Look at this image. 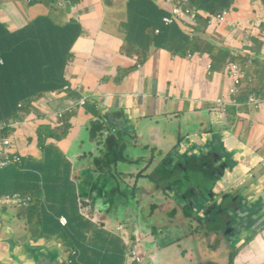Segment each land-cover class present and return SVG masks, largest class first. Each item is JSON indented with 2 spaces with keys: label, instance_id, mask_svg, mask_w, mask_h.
<instances>
[{
  "label": "crops",
  "instance_id": "0c3cea01",
  "mask_svg": "<svg viewBox=\"0 0 264 264\" xmlns=\"http://www.w3.org/2000/svg\"><path fill=\"white\" fill-rule=\"evenodd\" d=\"M188 1L196 8L227 11V22L219 24L217 19L209 26L203 11L201 25L165 26L161 22L170 6L164 0L161 5L158 0H0V120L13 125L4 134L12 141L14 154L21 157L20 162L0 168V197L34 196L25 207L0 205V264H65L70 248L79 250V264H126L129 243L144 236L142 220L126 223L121 218L111 221L82 215L76 170L85 172L89 159L95 157L106 176L114 172L121 177L117 165L128 154L139 182L157 187L174 168L160 153H174L179 145L214 130L221 132L225 147L202 137L197 146L202 157L189 174L213 176L215 168L205 165L209 151L215 157L229 153L240 161L235 174L228 171L224 180L231 187L243 186L237 192L245 198L246 209L240 214L244 219L234 224L223 217L221 224L242 234L250 228L248 219L256 218L258 226L250 228L255 230L247 238L240 233L234 237L230 231L229 235L239 239V251L249 247L236 257L237 264H264V104L261 109L246 105L252 94L264 100V0ZM22 3L29 8L21 13L12 9ZM89 18L99 24L91 28L85 24ZM237 26L255 35L248 46L247 30L241 33ZM192 31L199 38H192L187 47L180 34L190 36ZM190 49L195 59L189 57ZM253 59L257 61L251 68ZM232 63L246 67L251 81H244L249 89L242 85L238 96L243 106H229L223 113L216 102L230 99L233 82L226 71ZM58 77L69 91L58 88ZM55 90L62 94L56 100L50 95ZM82 91L92 102L66 113L68 127L45 120L70 101L78 103ZM120 147L119 157L115 150ZM188 149L184 145L181 151ZM141 153H148L151 162L143 163ZM174 158L183 159L180 153ZM222 188L220 184L218 189ZM13 207L25 209L20 212ZM205 207L202 200L192 202V231L184 229L170 238L167 246L172 248L165 254L152 246L144 264H200V246L203 257L213 264L209 240L199 237L201 227L215 229L213 223L202 222L209 210ZM172 213H178L173 228L182 229V211L174 208ZM61 215L68 218L67 225L60 223ZM213 231L228 237L223 230ZM160 233L163 230L158 229ZM30 235H38L39 241H26ZM229 244L223 238L219 253L226 250L228 257ZM141 253L145 259L142 249Z\"/></svg>",
  "mask_w": 264,
  "mask_h": 264
},
{
  "label": "rangeland",
  "instance_id": "374dc122",
  "mask_svg": "<svg viewBox=\"0 0 264 264\" xmlns=\"http://www.w3.org/2000/svg\"><path fill=\"white\" fill-rule=\"evenodd\" d=\"M159 4H164L163 0H158ZM160 4V5H161ZM29 8L26 4L22 3L21 5H17L13 7L12 9L15 10L16 12H22L25 8ZM202 10L200 9V13L202 14ZM201 14L198 15L197 20L194 22L196 25H201ZM207 15V13H206ZM218 15V14H217ZM216 15V16H217ZM208 16V15H207ZM27 22L28 18L25 17ZM8 18L6 17L2 24L6 27V24ZM31 20V19H29ZM216 20V19H215ZM86 25L90 26L91 28L95 25L99 24V21L96 18H89L86 23ZM213 19L212 17L208 16L207 18V25L212 26ZM235 29H240L241 33L247 30V34L245 36V45L251 44V37H255V35H252V31L249 28H243L240 26L235 27ZM158 34V33H157ZM199 37V34H196L195 32L190 33V38L192 40L197 39L196 37ZM211 41H208L210 43ZM191 51V58L195 59V51L190 49ZM257 59L250 60V67H253V64L255 66ZM248 76L246 78H242V85L245 86L247 89H249V85H245L244 81L247 80ZM255 84V80L254 83ZM50 95L56 100L62 96V94L55 90L50 92ZM45 97V96H43ZM33 106H36L35 102H32ZM22 107V104L21 106ZM37 112H40V110L36 109ZM75 113V112H74ZM74 113L70 114L73 115ZM65 119H66V127H68V114H65ZM83 139H86V137H83ZM117 155L120 157L123 148L120 147L117 150H115ZM124 153H129V150H125ZM173 153V152H172ZM149 154L148 153H141L139 156L140 159H142L143 163H146V160L148 158ZM98 157H104V156H98ZM112 155L109 154L107 158H111ZM91 164V162H90ZM187 165L190 167L192 166V160H188ZM117 169L122 170V178H119L117 175H114V172H112L111 176L108 177L106 176V172H101L98 169L95 168L94 165L89 167V172H81V170H76V179L78 182L81 184V182L85 181L88 176H92L93 179L97 180L96 183V189L94 191H91L89 193H80V197L82 199V207L84 210L89 212V214L93 217L97 214L96 208L100 205L101 202H105L108 206H106L107 211L110 210L109 203L111 206L110 213L114 214L117 210L119 211L118 214L115 215V218H121L124 222H136L138 219V222L140 223V218L139 216L142 217V221L140 223V231L144 235L141 240L142 244V251L145 253L146 257L144 261L141 264H144L148 261V256H149V250H152L151 247L155 246L159 249L161 254H165L172 246H167V242L170 240V238L175 237L178 235V233H184V229H188L189 231L191 230L192 225H190L189 219H191L192 222H194L195 218H189L188 215L184 212L187 208V206L181 205L184 203L186 200V197L179 198L177 196L173 195V192L170 193L169 190H165V184L171 183L172 181L178 179L181 175L179 170H176L174 173L170 175L168 178L165 180L161 181L157 187L150 183H142V182H136L132 179L130 176L129 170L127 168V164L124 161H120L119 164L117 165ZM172 169H170L171 171ZM105 179V181H104ZM118 180V181H117ZM99 184H100V190L103 191V194L107 199L103 198L100 199L99 196ZM122 184V185H120ZM81 186V185H80ZM217 187H215V191H217ZM92 196L94 197V201L92 202ZM204 203L211 202L212 197L205 196L204 197ZM218 200V197L216 196V199L211 203H215ZM181 204H179V203ZM119 205L118 204H121ZM192 202L190 201V204ZM124 205V206H123ZM174 208L178 211H182V229L178 228L175 230L173 227L175 226V221L174 219L178 216V213H172ZM16 211V209H19L20 212L23 211L25 208H10ZM217 210L211 212V210H208V212L204 213V219L202 222L212 224V217L215 215ZM12 215V213H10ZM18 215V213L16 214ZM106 215L105 211H101V215L98 217L103 218V216ZM173 217V218H172ZM172 219V221H171ZM196 221H200V218H198ZM198 223H193L194 227ZM167 226V228H166ZM201 226V225H200ZM158 229L163 230V233L158 234ZM25 233V232H24ZM226 233H228V229H226ZM3 234V233H1ZM28 234V233H25ZM149 234V236L147 235ZM200 238H206L209 240L210 245L213 250V258L211 262L213 264H228V261L230 264H237L235 259L237 256H241L244 252H246L249 247L246 245L242 250L239 251L237 248V244L239 242V239H234L232 236L228 235V237L223 236V234L216 235L214 231H209L206 228L201 227V233L199 235ZM223 238H228L230 241V244L228 245L229 249V255L227 257L226 250L224 253H219L218 249L220 247V241ZM39 241L38 235H30L27 237L26 241ZM242 241V240H240ZM6 242V246L9 247L10 243ZM42 244V243H41ZM200 250V260H203L200 262V264H209L208 259L203 257L204 253H201L202 247H198ZM170 255V254H169ZM171 256V255H170ZM173 262V261H172ZM62 264H64L62 262Z\"/></svg>",
  "mask_w": 264,
  "mask_h": 264
},
{
  "label": "water",
  "instance_id": "95a60500",
  "mask_svg": "<svg viewBox=\"0 0 264 264\" xmlns=\"http://www.w3.org/2000/svg\"><path fill=\"white\" fill-rule=\"evenodd\" d=\"M202 137H205L206 140L214 139V146L220 147V145H222L223 147H225L224 146L225 140L222 138L221 132L219 130H214L207 135H203V136L197 135L195 138H193L191 143L186 142L184 144L179 145L176 151H174V153H170V154L160 153V158L164 160H169L172 163V166H174V168H172L171 171L169 170L170 175L175 174L174 172L176 170H179L182 175L178 179L172 181L171 183L165 184L164 188L165 190H169L170 193L173 192L174 196H177L182 199L186 197V200L184 201L183 204L179 202L178 203L187 206L188 211H189L188 206L190 205V201L191 202H197L198 200L205 201L204 200L205 196L212 197L211 202L207 201V203L205 204L208 207L210 208L214 207L217 210L215 215L218 220L216 222H213L212 227L215 228L213 230L220 229L226 232V230L223 228L221 224L223 222L222 218L224 217V219L228 222L230 220L231 222H234L232 217L237 214H242L244 209H246V203L244 200L245 198L243 199L245 205H243L242 202H240L241 194L238 193L237 195H235L234 193L235 187H231L229 185V181L224 180L227 172L230 171L231 175L235 174L238 167L241 166V163L238 159H236L232 154L229 153H224L219 157H215L213 156V151H209L207 153V151L204 149L203 146L204 143H201L200 147L203 146L202 147L203 150L208 155V158L205 160V165L207 167L212 166L215 168L214 170H212L213 176L205 179L204 177H199V176L194 177L192 174H189V172L197 166L199 159H201L202 157V155L198 152V148H197L198 141H200ZM184 145H187L191 149L181 151ZM195 145L197 148L196 150H194ZM177 153H180V155L183 157L181 161L175 160L174 155ZM219 158H220V162H217ZM190 159L192 160L191 167L187 165L188 160ZM93 162L95 168L99 170L100 167L99 163L95 159L93 160ZM125 163L127 164V168L129 170L130 176L134 180L136 177V173L134 169L135 162L133 158L129 156L125 160ZM220 179H222L223 188L221 189L220 193L216 195V193H214V189L216 186L220 185ZM209 182H212L213 184L209 186ZM83 183L86 185L89 192L94 191L96 189L97 180L93 179L92 176H88L87 179L83 181ZM226 190L227 192L224 195H222V192ZM99 194H100L99 196L100 199L103 198L107 199V197L104 196L103 191L100 190V184H99ZM216 196L217 197L221 196V197L215 203L211 204L216 199ZM93 201H94V197L92 196V202ZM107 201L109 202L108 199ZM119 205H122V203L118 204V206ZM106 206L108 205L104 201L100 203V205L96 208L98 216L101 215V211L106 212V215L103 216V218L105 219L114 218L115 215L119 213V211L117 210L114 214H111L110 203H109V207H110L109 211H107ZM208 207H205V209H209ZM185 213L187 214V212ZM219 220H220V224H219Z\"/></svg>",
  "mask_w": 264,
  "mask_h": 264
},
{
  "label": "built area",
  "instance_id": "2783aa9c",
  "mask_svg": "<svg viewBox=\"0 0 264 264\" xmlns=\"http://www.w3.org/2000/svg\"><path fill=\"white\" fill-rule=\"evenodd\" d=\"M165 3L170 6L169 13L163 17L162 23L165 26H171L176 22L186 23L190 22L194 24L197 20L198 15H200V9L189 4L188 0H164ZM227 11H223L213 18V21L216 19L219 20V24L227 22ZM195 25V24H194ZM156 33H160V30L156 29ZM248 46V45H247ZM191 58V54H189ZM244 66L232 63L227 68V76L232 80V84L229 88L230 99L226 100L225 97L219 98L217 100V105L223 113H227L228 107L233 106L235 108H240L243 105L238 101V96L242 89V78H246ZM251 81V78H248ZM64 91H69V87L65 86ZM88 102H92L90 96L81 95V100L79 106H84ZM264 104V100H260L255 96V94L250 95L249 100L246 105L251 106L255 109H261ZM76 105L70 101L69 106L65 109L54 111L47 116L45 120L50 119L56 124V127L63 128L66 125L65 114L74 111ZM8 139L2 140L0 133V168L12 163L14 161L20 162L21 157L13 153ZM34 201V196L32 194L24 195L22 193H10L0 197V205L2 206H17L25 207L30 205ZM142 244L140 239L137 238L134 241H131L129 244L126 258L127 264H137L141 263L144 260V255L141 253ZM74 258H67L66 264H73Z\"/></svg>",
  "mask_w": 264,
  "mask_h": 264
},
{
  "label": "clouds",
  "instance_id": "9594fccd",
  "mask_svg": "<svg viewBox=\"0 0 264 264\" xmlns=\"http://www.w3.org/2000/svg\"><path fill=\"white\" fill-rule=\"evenodd\" d=\"M63 90H64V87H63ZM81 95H87V96H89V94H87L86 92H84V91H82V92H80V100H81ZM92 99V98H91ZM80 100H79V102L78 103H74L73 101V103L76 105L74 108L76 109L77 107H80L79 106V104H80ZM70 103V102H69ZM88 103H90V102H88ZM86 105V104H85ZM84 105V106H85ZM82 107V106H81ZM8 127H13V125L12 124H7V123H5V122H3V121H1L0 120V133H1V138H2V140H4V139H8L7 137H5V134H4V130H6ZM9 141H10V145H11V149H12V151H13V148H14V145H13V143H12V141L10 140V139H8ZM13 153H14V151H13ZM20 156V155H19ZM129 156H128V154L123 158V161L125 162V160L128 158ZM96 160L98 163H99V165L101 164V162H100V160L98 159V158H95V157H91L90 159H89V163L91 162V164H89V166L86 168V170H85V172L87 173V172H89V167H91L92 165H94V162H93V160ZM14 162H17V161H14ZM217 162H220V158H219V160H217ZM13 163V162H12ZM8 165V164H7ZM6 166V165H5ZM4 167V166H3ZM2 168V167H1ZM99 171H101V172H104V169H103V167H99ZM119 178H121L122 180H123V178H122V176L121 177H119ZM134 181H136V182H138L139 183V180H138V178H135L134 179ZM220 184H222V179H220ZM81 186H80V190H81V192L82 193H89L90 194V192H89V190L87 189V187H86V185L83 183V182H81V184H80ZM243 188V187H242ZM241 188V186H239V187H236L235 189H234V193H235V195H237L238 194V192L237 191H239L238 189H242ZM220 191H221V189H218V187H217V191H215L214 190V193H216V195H218L219 193H220ZM224 192V191H223ZM222 192V193H223ZM221 196H219V198H220ZM77 201H78V206H79V209H80V212H81V214L82 215H84V216H86V217H88L89 216V212H87L86 210H84L83 209V207H82V199H81V197H80V195L78 194L77 195ZM243 201V198H241L240 197V202H242ZM192 204V203H191ZM190 204V205H191ZM208 208H210V207H208ZM215 209V208H214ZM216 210V209H215ZM187 215H188V217H190V212H187ZM237 215H240V214H237ZM198 216H200V215H198ZM99 216H98V214H96L95 215V218L96 219H98V220H107V219H105V218H98ZM114 220V218H111V221H113ZM59 221H60V223L62 224V225H67L68 224V218L65 216V215H61L60 217H59ZM218 230H220V229H218ZM221 231V230H220ZM222 232V231H221ZM225 233V232H224ZM228 235H229V231H228ZM137 239V238H136ZM132 241V240H131ZM140 242H141V240H140ZM131 243V242H130ZM129 243V244H130ZM128 250V249H127ZM74 258V263L73 264H79V262H78V259H79V257H80V253H79V250L78 249H76V248H70L69 249V252L67 253V257H66V259L67 258ZM143 262V261H142ZM141 262V263H142ZM65 264H66V260H65ZM126 264H127V262H126ZM137 264H140V263H137Z\"/></svg>",
  "mask_w": 264,
  "mask_h": 264
},
{
  "label": "flooded vegetation",
  "instance_id": "af4514ba",
  "mask_svg": "<svg viewBox=\"0 0 264 264\" xmlns=\"http://www.w3.org/2000/svg\"><path fill=\"white\" fill-rule=\"evenodd\" d=\"M243 186H241V188H242ZM238 190H240V189H238ZM227 192V190L226 191H224L223 193H222V195H224L225 193ZM218 199H219V197H218ZM214 210L215 211V209H214V207H211V208H209V210ZM213 222H216L218 219L216 218V215H214L213 217ZM232 219L234 220V222H231V220L229 221V223H234V224H236L237 222H238V224L239 223H241V222H243V219H244V217L243 216H241V215H235V216H233L232 217ZM248 222H249V225H250V228H256L257 226H258V223L256 222V218H249L248 219ZM247 229L244 233H242L241 234V232L240 231H238V228H235V229H229L228 231H230L231 232V234L233 233V236L234 237H238L240 234H241V236H242V238H247L255 229H253L251 232H250V230L251 229ZM248 232H250V233H248ZM223 233V232H222ZM237 233H240V234H237Z\"/></svg>",
  "mask_w": 264,
  "mask_h": 264
},
{
  "label": "trees",
  "instance_id": "16d2710c",
  "mask_svg": "<svg viewBox=\"0 0 264 264\" xmlns=\"http://www.w3.org/2000/svg\"><path fill=\"white\" fill-rule=\"evenodd\" d=\"M199 9H201L202 11H205V13H207V15H208L209 17H210V16H213V15H215V14H219V13L221 12V11L217 12V11H218V8H205V7H203V6H200ZM154 23L157 24V25H159V24H160V20H155ZM177 23H179V22H176V23H174V24H177ZM161 24H162V22H161ZM174 24H173V25H174ZM179 24H180V23H179ZM180 35H181L183 41L187 44V47H188V46H189V42H190V40H191L190 36H184L183 34H180ZM196 38L198 39L199 37L197 36ZM56 81H57L58 83H61V86H59L58 88H62L63 85H64L63 80L60 79V78L58 77ZM230 120H231V119H230ZM151 160H152V157H148L147 160H146V163H150ZM133 171H134V170H133ZM135 173H136V171H135ZM133 175H134V173H133ZM135 178H138V174H137V173H136V177H135ZM188 209H189V211H188L187 208H186L185 212H190V213H191L189 206H188ZM68 252H69V250L67 251V253H68Z\"/></svg>",
  "mask_w": 264,
  "mask_h": 264
}]
</instances>
